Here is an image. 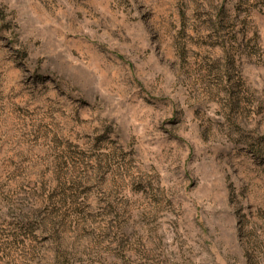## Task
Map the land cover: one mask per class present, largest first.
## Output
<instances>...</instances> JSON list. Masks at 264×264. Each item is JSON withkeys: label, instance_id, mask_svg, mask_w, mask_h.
<instances>
[{"label": "rangeland", "instance_id": "rangeland-1", "mask_svg": "<svg viewBox=\"0 0 264 264\" xmlns=\"http://www.w3.org/2000/svg\"><path fill=\"white\" fill-rule=\"evenodd\" d=\"M0 264H264V0H0Z\"/></svg>", "mask_w": 264, "mask_h": 264}]
</instances>
